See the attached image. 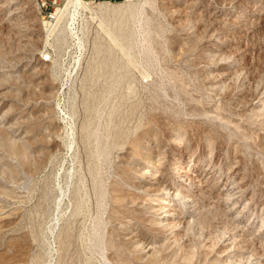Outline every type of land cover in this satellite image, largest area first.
Here are the masks:
<instances>
[{"label": "rangeland", "instance_id": "rangeland-1", "mask_svg": "<svg viewBox=\"0 0 264 264\" xmlns=\"http://www.w3.org/2000/svg\"><path fill=\"white\" fill-rule=\"evenodd\" d=\"M46 20L0 0V264H264V0Z\"/></svg>", "mask_w": 264, "mask_h": 264}, {"label": "bare ground", "instance_id": "bare-ground-1", "mask_svg": "<svg viewBox=\"0 0 264 264\" xmlns=\"http://www.w3.org/2000/svg\"><path fill=\"white\" fill-rule=\"evenodd\" d=\"M125 1H128V0H122V2H125ZM122 2L119 3V2H114V1H110V0H100V1H96V2H89L86 0H66L65 5L58 9L56 21L51 23V24H49L48 21H46V24H48L50 27L49 31L53 32L54 30H56V28L59 26V24L62 22V20L64 18L66 19L65 21L67 23L68 20H70V18L72 19V21H76L79 16H83V15H86L89 13L91 14L92 17H93V15L94 16L96 15L97 17H99V15L101 16V14L107 13V11H109V12L115 11L116 7L120 4H122ZM68 26H69V23H68ZM44 55H45V53L41 55L40 59H42L43 61H49L50 58H48V56H46L44 58ZM150 165H152V164L148 163V165H146L145 167H147V166L149 167ZM181 174L183 175V173H181ZM188 176H190V175H188ZM180 180H183V178H180ZM200 180H202V179H200ZM190 182H189V184L193 183L192 180ZM224 189H226V190L229 189L227 182L224 185ZM164 192L165 193L161 196L162 197L161 200L166 204H164V206H162V207H158L159 211H158L157 221L160 224H163L165 226H170V225H173L174 220L176 219L175 218L176 212L173 211L171 208H169V206H167V205H169V204L171 205L172 201H175L177 198H180V197L183 199L182 202L185 205H190L191 202L194 200H193L192 195H188V196H186V194L184 195L183 191L180 188L176 187L175 185L167 186L166 191H164ZM147 246H149V244ZM146 251L148 252L150 250H146Z\"/></svg>", "mask_w": 264, "mask_h": 264}, {"label": "built area", "instance_id": "built-area-1", "mask_svg": "<svg viewBox=\"0 0 264 264\" xmlns=\"http://www.w3.org/2000/svg\"><path fill=\"white\" fill-rule=\"evenodd\" d=\"M62 1L64 2V5H65L66 0H35L37 6L41 10V14H43L44 18H47L46 21H48L49 24L56 21L57 12H58V9L60 8L61 3H63ZM86 1L96 2V1H100V0H86ZM110 1H113V0H110ZM83 16L89 17L92 20H95L98 18L96 15L95 16L93 15V17H92L90 13L83 15ZM80 17H82V16H79L78 18H80ZM71 21H72V19L70 18V20H68L70 28L73 27L74 24L76 23V21H72V22ZM46 56H48V58H50L49 55H44V58Z\"/></svg>", "mask_w": 264, "mask_h": 264}]
</instances>
